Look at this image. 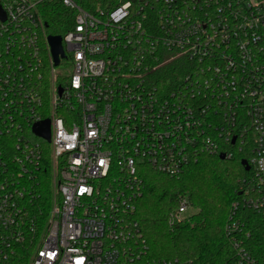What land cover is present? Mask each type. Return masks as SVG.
<instances>
[{"label": "built area", "instance_id": "obj_1", "mask_svg": "<svg viewBox=\"0 0 264 264\" xmlns=\"http://www.w3.org/2000/svg\"><path fill=\"white\" fill-rule=\"evenodd\" d=\"M47 1L0 0V264H191L148 256L137 219L146 175L180 177L203 153L237 150L250 152L253 174L224 229L237 264H264V238L253 242L236 212L254 213L264 232V0H117L94 11L55 0L75 12L60 62L73 72L57 73L48 45L45 94ZM174 62L181 70L163 82ZM44 120L50 141L33 132ZM46 173L50 208L33 211ZM195 213L179 194L168 223Z\"/></svg>", "mask_w": 264, "mask_h": 264}, {"label": "trees", "instance_id": "obj_2", "mask_svg": "<svg viewBox=\"0 0 264 264\" xmlns=\"http://www.w3.org/2000/svg\"><path fill=\"white\" fill-rule=\"evenodd\" d=\"M81 7L94 11L97 7L117 6V0H77ZM45 36H64L74 21L75 12L59 1L51 0L42 8ZM40 41L44 63L43 88L48 93L51 85L50 53L46 37ZM181 70L178 63L168 64L159 70L158 77L169 82ZM42 73V69H41ZM62 76V75H61ZM250 152L236 151L231 159L220 158L219 154L203 153L192 162L180 177H169L150 170L146 175L145 188L137 206L147 244L148 256L153 260L180 259L191 264H237V255L225 233V223L241 199L244 179L252 170H245L242 160ZM38 196L33 211H48L51 197V178L48 173L37 186ZM185 194L196 209L190 222L169 225L168 216L177 206V197ZM238 206L236 212L247 223L252 241L257 243L264 232L260 219L251 211Z\"/></svg>", "mask_w": 264, "mask_h": 264}, {"label": "water", "instance_id": "obj_3", "mask_svg": "<svg viewBox=\"0 0 264 264\" xmlns=\"http://www.w3.org/2000/svg\"><path fill=\"white\" fill-rule=\"evenodd\" d=\"M5 13L0 7V17L5 18ZM48 45L50 47V52L54 61V65L58 66L61 62L62 58H65V50L63 46L62 36L60 35H49L47 37ZM33 132L36 136L46 139L50 141V120H44L36 123L33 126ZM235 139L233 140V142ZM220 158L224 160L226 155L224 153L220 154ZM242 165L245 167V170H250V165L247 160H242Z\"/></svg>", "mask_w": 264, "mask_h": 264}, {"label": "rangeland", "instance_id": "obj_4", "mask_svg": "<svg viewBox=\"0 0 264 264\" xmlns=\"http://www.w3.org/2000/svg\"><path fill=\"white\" fill-rule=\"evenodd\" d=\"M56 71L59 75H62L64 77H69L73 72V68L69 61H63L62 64L56 67ZM189 212H195V211L190 210Z\"/></svg>", "mask_w": 264, "mask_h": 264}]
</instances>
